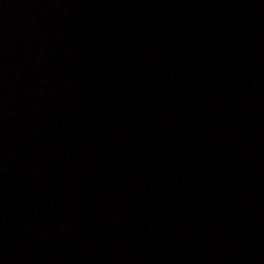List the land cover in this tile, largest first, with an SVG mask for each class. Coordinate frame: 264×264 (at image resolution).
Listing matches in <instances>:
<instances>
[{"label": "water", "instance_id": "95a60500", "mask_svg": "<svg viewBox=\"0 0 264 264\" xmlns=\"http://www.w3.org/2000/svg\"><path fill=\"white\" fill-rule=\"evenodd\" d=\"M0 264H264V0H0Z\"/></svg>", "mask_w": 264, "mask_h": 264}]
</instances>
